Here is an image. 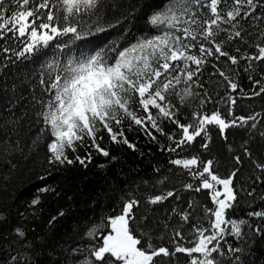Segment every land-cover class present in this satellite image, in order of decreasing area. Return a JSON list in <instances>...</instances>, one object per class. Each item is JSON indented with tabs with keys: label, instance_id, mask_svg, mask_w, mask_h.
Segmentation results:
<instances>
[{
	"label": "snow or ice",
	"instance_id": "6c2138e0",
	"mask_svg": "<svg viewBox=\"0 0 264 264\" xmlns=\"http://www.w3.org/2000/svg\"><path fill=\"white\" fill-rule=\"evenodd\" d=\"M21 64L27 70L6 71ZM253 98H264V0H0L3 180L30 161L49 170L87 167L94 151L116 162L109 145L140 151L126 134L134 130L168 157L149 179L126 183L74 242L65 234L42 264H264L251 250L256 239L264 246V192H257L264 143L259 155L251 148L257 136L264 142V109L237 113L238 100ZM234 128L247 134L235 146L227 136ZM210 129L231 158L223 175L214 168L218 157L201 154L210 149ZM197 142L201 151L192 152ZM173 168L190 181L166 187ZM202 191L207 203L182 198ZM38 192L59 195L51 186ZM40 203V195L32 198L27 215L3 234L0 264H35L44 237L29 238L35 229L23 221L37 216ZM7 220L0 210V224Z\"/></svg>",
	"mask_w": 264,
	"mask_h": 264
},
{
	"label": "trees",
	"instance_id": "16d2710c",
	"mask_svg": "<svg viewBox=\"0 0 264 264\" xmlns=\"http://www.w3.org/2000/svg\"><path fill=\"white\" fill-rule=\"evenodd\" d=\"M27 67V65L21 64L15 69L9 68L6 71L9 74L13 71L22 72L27 70ZM210 71L211 69L209 68L205 72V76ZM241 83L245 90L250 88L243 74L241 75ZM209 107L211 108V106ZM262 109H264V98L243 99L237 102L238 114L249 115L254 111H261ZM210 131L212 135L210 149L207 153L201 154L205 159L218 157L220 159L219 167L216 168L214 165V168L218 174L223 175L226 165L231 163V158L225 152V141L220 138L214 129H210ZM126 134L130 141L137 142L138 140L137 147L140 151H132L123 146L116 148L109 145L110 154L119 157L116 162L108 163L107 158L96 154L94 151L92 160L87 163V167L76 163L59 170H49L42 163L33 165L30 161L28 165H22L15 173L14 178L8 181L2 179L6 168L0 167V210H4L8 217L7 222L0 224V244L5 243L2 239L3 234L21 222L19 214L24 213L27 215L28 204L31 199L40 195L41 203L37 216L35 218L29 216L23 223L29 229H35L34 232H29V238L34 239L36 236L44 237V243L37 244L32 255L35 264H42L43 261L49 259L47 253L50 249L55 250L57 242H65L62 239L65 234L71 235V240L68 242L72 243L75 241L77 235H81L84 232V222H87L89 225L98 223L99 214L102 211L105 213L109 212L110 205L117 199L120 192L124 190L126 183L130 185L131 181L137 180L140 177L149 179L148 174L152 173L154 167L167 165V154H162L158 150V147L150 143L139 131L134 130ZM227 136L228 143H232L234 146L247 139L246 130L240 128L228 130ZM161 139L164 142L163 138ZM104 143H108L107 136H105ZM262 143L264 142L260 140L259 136L255 138V141L251 142V148L256 155H259ZM78 151L80 155L85 154L83 148H80ZM191 151H201L198 142L196 147ZM45 152L46 149L41 144L37 153L39 160L42 161L44 159ZM141 152H143V155H141ZM69 155L71 156L72 153L69 152ZM101 164H107V167H98ZM249 168L250 166L246 165L242 173L244 176L248 175ZM47 171H50L51 174L46 175L43 180L38 179V176L44 175ZM171 180L172 183L166 185V187L171 188L175 186L179 188L181 183L189 182L190 178L186 174H182L180 170L173 168ZM45 186L54 187L59 195L53 192L39 193L38 190ZM257 192H264V186H258ZM182 198L185 202L190 198H195L202 204L207 203V193L204 191L199 195L195 192L182 193ZM93 201L96 202L95 207H93ZM182 206L186 207L187 205L185 203ZM258 206L259 202L252 206V210H255ZM61 210L64 212L62 217L58 215ZM146 210L147 206L139 211L143 212ZM245 211L246 209L243 205L238 207L236 210L237 218L242 216ZM161 213L162 210H158L156 215H160ZM53 216H57V220L50 227L48 222ZM173 222H175V218ZM74 225H80L79 232L75 234H73ZM251 250L258 261L261 257H264V246H262L260 239L255 240ZM56 264H59V260L56 261Z\"/></svg>",
	"mask_w": 264,
	"mask_h": 264
}]
</instances>
